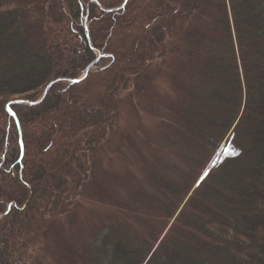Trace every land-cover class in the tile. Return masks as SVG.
<instances>
[{
	"label": "trees",
	"instance_id": "1",
	"mask_svg": "<svg viewBox=\"0 0 264 264\" xmlns=\"http://www.w3.org/2000/svg\"><path fill=\"white\" fill-rule=\"evenodd\" d=\"M122 2L0 0V264H264V0ZM123 92L158 132L136 150L147 189L87 256L46 261L41 235L86 198ZM11 100L27 101L15 118Z\"/></svg>",
	"mask_w": 264,
	"mask_h": 264
},
{
	"label": "rangeland",
	"instance_id": "2",
	"mask_svg": "<svg viewBox=\"0 0 264 264\" xmlns=\"http://www.w3.org/2000/svg\"><path fill=\"white\" fill-rule=\"evenodd\" d=\"M24 72V69L16 68L10 75L11 78H18ZM157 85L159 92L166 94L169 84L164 77L159 78ZM135 101L138 103V100ZM116 102L117 123L108 132L107 139L91 167L94 183L86 198L84 196L74 200L75 204L71 210L49 222L41 235L40 249L37 253L46 261L63 257L64 253L66 256L73 252L81 257L87 256L86 250L92 242L93 233L106 224L109 214L117 213V201L128 199H125L126 191L145 187L147 189L146 177L142 171L147 172L148 165L145 163L142 167L138 166L139 154L136 150L138 148L145 156L148 153L147 149L153 153L154 147L150 143L156 141L158 134L155 123L144 113L140 105L131 100L128 92H123ZM250 111L249 109L248 113ZM43 169L45 172L48 171L47 163L43 165ZM131 172L134 177L140 179L134 182ZM125 175L131 179L124 180Z\"/></svg>",
	"mask_w": 264,
	"mask_h": 264
},
{
	"label": "water",
	"instance_id": "3",
	"mask_svg": "<svg viewBox=\"0 0 264 264\" xmlns=\"http://www.w3.org/2000/svg\"><path fill=\"white\" fill-rule=\"evenodd\" d=\"M126 1H127V0H126ZM125 3H126V2H125V0H124L123 3L121 4V7L124 6ZM97 60H98V57H97L94 61H92V62H91L86 68H85L84 72L82 73V75H81L80 77H78V78H76V79H70V80H68L69 84H72V83L78 82V81L82 80L83 78H85L86 75H87V73H88V71H89L91 68H93V67L95 66V64L97 63ZM62 80H64V79H63V78H57V79H55V80L50 81V82L45 86V88H44V90H43V92H42V95L40 96V98H39L37 101H35V103L41 101V100L44 98V96L46 95L48 89H49L54 83L59 82V81H62ZM13 102H27V101H23V100H21V101H20V100L10 101V103H13ZM10 103H9V104H10ZM9 104H8V105H9ZM10 114L15 118L14 113H10ZM16 124H17V126H18V121H17V120H16ZM19 140H20V147H21V155H20V156H22V151H23V149H22V143H21V135H20V132H19Z\"/></svg>",
	"mask_w": 264,
	"mask_h": 264
},
{
	"label": "snow or ice",
	"instance_id": "4",
	"mask_svg": "<svg viewBox=\"0 0 264 264\" xmlns=\"http://www.w3.org/2000/svg\"><path fill=\"white\" fill-rule=\"evenodd\" d=\"M125 2H126V0H125ZM207 175V173H205V176Z\"/></svg>",
	"mask_w": 264,
	"mask_h": 264
}]
</instances>
